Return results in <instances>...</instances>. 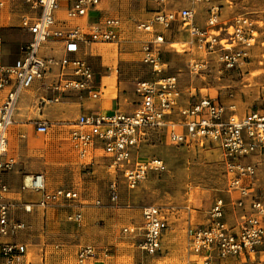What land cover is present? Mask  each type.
<instances>
[{
    "label": "built area",
    "instance_id": "obj_1",
    "mask_svg": "<svg viewBox=\"0 0 264 264\" xmlns=\"http://www.w3.org/2000/svg\"><path fill=\"white\" fill-rule=\"evenodd\" d=\"M13 2L0 0V11ZM20 2L19 28L29 33L30 39L20 46L17 57L10 63L3 62L0 35V91H5L0 102V237H13L26 227L24 221L10 216L15 204L7 198L10 187L2 179V174L11 171L16 163L7 153V136L21 93L37 82V107L61 102L69 94L93 100L99 98L101 86L91 64L82 55L83 48L90 43L118 44L123 24L118 16L80 22L100 0ZM187 2L186 6L157 10L149 19L134 22L135 31L146 36L140 45V60L148 67L150 77L136 81L133 93L137 99L131 102L132 110L117 107L109 112L83 111L70 122L67 142L79 167L92 169L101 164L112 176L107 189L110 204L118 200L120 181L127 189H135L149 175L159 176L167 170L159 157L136 158L135 152L150 135H163L179 145L206 142L218 146L225 162L230 200L246 213L236 225H230L225 218L224 199L215 198L206 223L190 224L186 229L188 258L185 264H221L230 258L256 254L264 242V189L252 193L257 179L252 157L264 155V111L248 110L240 115L232 101L223 103L207 96L197 98L195 93L190 95L195 99L183 104L178 79L167 73L161 48L166 42L165 31L177 24L188 33V47H196L203 53L202 57L190 61L191 72H201L210 61L224 70H232L249 59L257 31L254 20L244 15L234 17L229 23L222 22L219 7L212 0ZM198 4L207 5L203 27L195 23ZM61 6H64L63 16L58 17L56 13ZM50 40L62 44L60 56L41 52ZM31 124L37 135L49 132L46 120H33ZM20 190L39 193L36 202L21 203L25 212H30L34 205L44 209L79 199L74 188H48L42 172L24 176ZM94 202L101 201L95 199ZM140 214L141 222L122 226L121 233L139 237L138 248L143 257L135 264H149L150 257L162 248V215L155 205L143 207ZM82 217L79 209L70 212L66 219L80 224ZM19 251L16 243L0 241V255L7 264H13ZM106 251L101 252L103 257L108 255ZM95 256V247L86 244L77 250L76 262L84 264Z\"/></svg>",
    "mask_w": 264,
    "mask_h": 264
},
{
    "label": "rangeland",
    "instance_id": "obj_2",
    "mask_svg": "<svg viewBox=\"0 0 264 264\" xmlns=\"http://www.w3.org/2000/svg\"><path fill=\"white\" fill-rule=\"evenodd\" d=\"M187 1L173 0L175 4ZM212 1L219 7L222 22L229 23L240 15L254 20L257 34L249 59L240 68L232 70H224L215 61H210L206 69L194 73L190 71V61L202 57L203 53L196 47L175 43L161 53L162 60L167 63V73L176 75L185 95L189 96L192 87L197 97L218 98L223 103L232 101L240 115L248 110L264 111V0ZM110 3L111 11L126 8L128 12L123 15L137 18L156 9L153 0H112ZM197 6L199 20L204 21L207 5ZM21 10L20 0H14L11 18L17 20ZM14 28L6 27L10 30ZM1 30L0 26L2 35ZM130 34L145 36L133 31ZM20 43L18 39L12 41L13 48ZM130 44L133 46L128 48ZM137 46V43L117 47L99 45L96 46L97 52L86 57L93 65L98 83L103 77L102 83L109 93H114L116 85L117 91L126 95V103L129 102L131 108L134 107L131 102L135 82L150 77L148 67L140 60ZM107 67L116 68V74L112 72L110 78L104 77L108 74ZM22 124L14 122L7 136V149L17 159L9 172L11 186L16 189L21 176L38 171L46 174L49 187L74 188L79 193L78 200L41 209L36 212L37 217L31 224H26L24 231L29 235L31 244H39L43 250L46 249V264H77L75 252L86 244L96 249V256L87 264H135L142 258L138 248L139 237L123 235L121 227L130 223L139 224L141 209L149 205L159 207L162 215V248L157 255L150 257L149 264H185L188 258L186 229L190 224L206 223L215 198L224 199L225 218L234 221L233 213L238 209L230 200L222 151L214 144L196 142L179 145L169 142L163 135H150L135 152L136 158L159 157L165 162L167 170L159 176L149 175L135 189H127L120 181L118 200L110 204L107 189L112 176L101 164L92 169L78 166L65 139V127L53 125L56 134L50 132L47 136L34 135L31 138L21 136L24 130ZM98 160L101 159L98 157ZM259 170L263 183L264 162ZM95 199L101 202L95 204ZM79 209L83 215L80 224L66 219L70 212ZM20 236L15 237L17 243L22 239ZM19 247L22 254L24 245L19 244ZM104 249L108 253L106 257L101 254ZM33 255L31 251L28 260ZM224 264H264V246L250 260L227 259Z\"/></svg>",
    "mask_w": 264,
    "mask_h": 264
},
{
    "label": "crops",
    "instance_id": "obj_3",
    "mask_svg": "<svg viewBox=\"0 0 264 264\" xmlns=\"http://www.w3.org/2000/svg\"><path fill=\"white\" fill-rule=\"evenodd\" d=\"M112 0H100V3L95 7V9L89 13V15H87L86 18L82 19L80 22H94L95 20H97V18H101V17H105V16H118L121 18L122 20V28L120 30V42L118 44H99V43H90L88 45H85V47L83 48V53L82 55L84 56V58L86 59L87 55L89 54H94L96 51V46L99 45H114L115 47L117 46H121L123 44L126 45V43H137V48H138V52L140 54V58H141V51H140V45L141 42L143 41L144 37L143 35H141V37H136L131 36L130 32L135 31L134 29V22L135 21H144L149 19L153 13L157 10H170V9H178L180 7L186 6L188 4V2L185 3H174L173 0H167L164 3H161L159 0H153L154 2H156V9H154L152 12L149 13V15H146L144 17L141 18H137L134 16H125L123 15L126 14L128 11L126 8H118V9H114L113 11H111V2ZM14 5V2L11 3L6 9L0 11V26L2 27V40H3V45H2V57H3V62L4 63H10L13 61L14 58L17 57L18 55V51L21 45H23L24 43H26L27 41H29L30 39V34L21 30L19 28V15L17 16V20L16 19H12L11 18V11H12V6ZM198 9V6H196V10ZM63 12H64V6H61V9L56 13V15L58 17H62L63 16ZM110 12V13H109ZM114 13V14H113ZM115 13H119V14H115ZM5 14V15H4ZM200 18L198 17V15L196 14L195 17V23L201 27L204 26V21H200ZM6 27H15V30H10V29H6ZM175 32V33H174ZM177 32V33H176ZM165 36V43L163 45V47L161 48V53L162 51H167L169 46L173 45V43L177 42V43H181V44H186L187 41L189 40V36L188 33L185 30H181L177 24H174L169 30L165 31L164 33ZM146 38V37H145ZM15 39H18L21 41V43L19 44L18 47L13 48L12 46V41H15ZM172 43V44H170ZM133 45L130 44L128 45L129 47H132ZM89 49V52H88ZM41 52L44 55H53L55 57H58L62 54V44L57 41V40H50L48 41L46 44H44V47H42ZM87 60V59H86ZM89 62V61H88ZM90 63V62H89ZM166 63V62H165ZM91 64V63H90ZM167 64V63H166ZM92 68L93 65L91 64ZM116 69V68H115ZM94 70V69H93ZM108 71V74H106L104 77L110 78V76L112 75V72H114V69H112L111 67H107L106 69ZM117 72V71H116ZM116 72H114L116 74ZM95 73V70H94ZM96 76V74H95ZM101 82L98 83L96 77V81L97 83L101 86V92L99 95V98L93 100L90 99L88 97H78L75 94H69L67 95V97H64L61 102L58 103H52L49 105H45V106H40L37 107L35 104V95H37V82H35L32 87L28 90H25L21 93L20 97H19V101L17 104V109L14 113V122H21L22 124V128L24 129L23 132L21 133L22 137H34V135H37L34 132V127L32 126L31 122L33 120H46L49 123V132L45 135H49L50 132L53 134H56L54 131V129H52L53 125H60L59 127H65L66 128V141H67V133H68V128H69V124L72 120H74V118L81 112L83 111H99V112H109L115 108H120L122 110L125 111H131L132 108L129 107V102H127V97L125 94H123L121 91H117V87L115 85V91L114 93H109L107 91V86H105L102 83L103 77H101ZM136 83V82H135ZM135 87V85H134ZM191 89V93H189L188 95H185L182 91V102L183 104L188 103L189 100H193L195 98H191L190 95L192 93H194V88L190 87ZM134 91V88H133ZM132 91V95L134 96V99L132 101H136V96L134 95ZM5 91H0V102L2 97L4 96ZM201 97L198 96L197 98ZM121 100H123V102H121ZM125 102V103H124ZM51 123L52 126L50 125ZM13 125H11L12 128ZM10 133V130L8 132V135ZM9 139V138H8ZM7 139V143L8 140ZM69 146V144H68ZM70 148V146H69ZM72 156L74 157V153L72 152L71 149H69ZM7 153L9 155H12L15 160L16 156L13 154V152H11L10 150L7 149ZM253 162L256 163V167H257V179L256 182L254 183V187H253V192L256 193H260L263 189H264V182L262 183L260 180L261 178H259V168L261 166V164L264 162V155L263 156H256V157H252ZM74 161L77 163V159L74 157ZM17 162V161H16ZM16 164V163H15ZM10 172V171H9ZM9 172H5L2 174V179L9 185L10 187V191L9 193L6 195L7 198L11 201H13V203L15 204L14 206L11 207L10 209V216L13 219L16 220H21L24 221L26 224H31V222L33 221L34 218H36L37 216H35L37 213L39 212V210L43 209L37 206H32V210L30 212H25L22 207H21V203H34L39 199V193L36 192H31V191H21L20 190V185L22 183L23 177L26 175H30L33 173H37L38 171L29 173V174H25L23 176L20 177L19 182H18V186L17 188H13L11 186V181H10V175ZM45 174V173H44ZM46 176V174H45ZM46 182H47V176H46ZM47 186L48 188L52 189L55 187H49V183L47 182ZM243 213L246 212H242L240 209L237 210V212L235 211L234 214V221L232 220H226L230 225H236L240 220H241V216ZM24 229L19 231L18 233H16L13 237H0V241H11L16 243L18 246L19 244L24 245V252L22 254H18L13 261V264H46L47 258H46V249L42 248V245L40 246L38 245H32L29 238L28 234H25ZM19 234H21L20 238L22 237L20 243L16 242L15 237H17ZM264 246V242L258 247L257 253H259V251H261V249ZM20 248V247H19ZM40 248V249H39ZM31 251L33 252V257L32 259L28 260V255L31 253ZM77 252V251H76ZM76 252H75V256H76ZM256 254L248 257V258H230V259H237L240 261H245V260H250L252 259V257H254ZM143 257V256H142ZM91 259L87 260L84 264H87ZM226 261V260H225ZM222 262L221 264L225 263ZM77 263V262H76ZM0 264H7L4 259L1 257L0 255Z\"/></svg>",
    "mask_w": 264,
    "mask_h": 264
},
{
    "label": "bare ground",
    "instance_id": "obj_4",
    "mask_svg": "<svg viewBox=\"0 0 264 264\" xmlns=\"http://www.w3.org/2000/svg\"><path fill=\"white\" fill-rule=\"evenodd\" d=\"M177 43V42H176ZM170 44H172V43H170ZM173 44H175V42L173 43ZM194 216V215H193ZM193 222V221H192Z\"/></svg>",
    "mask_w": 264,
    "mask_h": 264
}]
</instances>
